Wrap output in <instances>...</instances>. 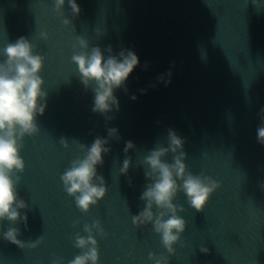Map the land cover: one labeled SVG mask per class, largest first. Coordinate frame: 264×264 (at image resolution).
<instances>
[{
    "label": "water",
    "instance_id": "95a60500",
    "mask_svg": "<svg viewBox=\"0 0 264 264\" xmlns=\"http://www.w3.org/2000/svg\"><path fill=\"white\" fill-rule=\"evenodd\" d=\"M77 3L82 11L73 18L67 0L62 16L54 0H0V60L8 43L27 37L46 57L41 75L48 93L46 111L37 116L40 132L26 137L21 150L26 169L18 192L29 205L22 210L28 225L0 222V264H53L61 257L69 264L82 254L75 235L86 237L84 225L96 220L107 233L95 236L99 264H155L150 253L167 257L166 264H264V145L257 138L264 123V0ZM45 31L47 40L41 38ZM77 36L105 57L123 50L139 57L140 65L115 91L120 108L108 113L111 120L92 111L94 93L72 62ZM109 128L118 129L120 139H111L110 153L97 166L108 193L83 213L61 175L83 157L75 140L90 146L97 137L110 139ZM169 129L185 140L188 171L221 185L204 212L178 193L174 203L186 209L180 215L187 227L175 255L153 225L138 228L132 219L146 206L140 197L152 182L144 157L157 145L168 146ZM128 141L136 147L125 153ZM172 156L164 159L172 163ZM128 157L132 165L124 175L120 169ZM9 227H18V238L27 243L39 236L44 243L21 249L3 238Z\"/></svg>",
    "mask_w": 264,
    "mask_h": 264
},
{
    "label": "clouds",
    "instance_id": "9594fccd",
    "mask_svg": "<svg viewBox=\"0 0 264 264\" xmlns=\"http://www.w3.org/2000/svg\"><path fill=\"white\" fill-rule=\"evenodd\" d=\"M254 3L258 4V0H254ZM65 4L66 0H54V11L62 16ZM67 4L73 18L79 17L82 9L77 0H67ZM63 23L72 26L69 19H64ZM97 32L102 34L99 29ZM41 38L47 40L48 33L42 32ZM35 48L36 45L27 37H20L15 43H8L2 50L6 59L0 60V222L23 223L25 227L28 225V215L22 210L29 209V205L18 192L20 173L26 169L21 150L25 146L26 137L40 132L37 116L44 115L48 96L43 88L45 80L41 75L46 57L37 54ZM89 48V42L82 36H77L73 45L72 62L78 66L82 84L94 93L92 111L111 120L113 117L108 113L119 111L120 108L115 91L125 85L140 65V60L132 50H123L118 56L110 54L105 57L100 47ZM107 51L112 53L111 46ZM167 83L170 84L171 81L168 80ZM132 99L137 97L133 96ZM108 136L110 139L97 137L90 146L75 140L83 157L74 159L61 175L64 190L75 198L76 206L83 213H88L108 193L105 178L98 174L97 166H102L104 155L110 153L111 149L106 145L111 139H120L118 129L109 128ZM257 138L258 143L264 145V123L257 129ZM167 140V147L157 145L144 157L142 163L148 166L145 176L152 182L140 197L146 206L138 215H133L132 219L138 228L153 225V230L161 236L168 253L175 255L174 245L181 240L187 227L186 220L180 215L186 209L174 203L178 193L186 195L193 209L204 212L221 185L211 176L194 175L188 171L184 163L187 158V153L183 150L185 140L175 130H168ZM60 143L65 148L69 147L67 139H61ZM135 147L132 141H128L124 151L127 153ZM169 153L173 154L172 163L164 159ZM131 165V157L126 158L120 169L121 174L127 175ZM129 183L131 184V180ZM84 232L88 234L86 237L77 233L74 239V246L81 249L82 254L77 255L69 264H99L100 252L95 236L99 233L101 237H106L107 233L99 220L93 224H85ZM2 235L5 240L21 249H36L44 243L43 236L31 243L19 239L21 231L18 227H9ZM201 251L206 253L208 249L202 247ZM149 259L154 260L155 264H166L168 258H157L154 253H150ZM62 262V257L53 260V264Z\"/></svg>",
    "mask_w": 264,
    "mask_h": 264
}]
</instances>
